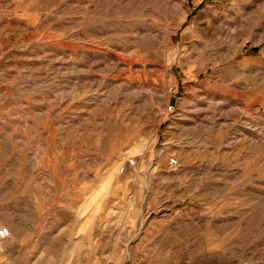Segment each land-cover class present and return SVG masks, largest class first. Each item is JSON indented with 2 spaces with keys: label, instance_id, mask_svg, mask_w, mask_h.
<instances>
[{
  "label": "rangeland",
  "instance_id": "obj_1",
  "mask_svg": "<svg viewBox=\"0 0 264 264\" xmlns=\"http://www.w3.org/2000/svg\"><path fill=\"white\" fill-rule=\"evenodd\" d=\"M1 228L0 264H264V0H0Z\"/></svg>",
  "mask_w": 264,
  "mask_h": 264
},
{
  "label": "built area",
  "instance_id": "obj_2",
  "mask_svg": "<svg viewBox=\"0 0 264 264\" xmlns=\"http://www.w3.org/2000/svg\"><path fill=\"white\" fill-rule=\"evenodd\" d=\"M168 167L173 169L177 166V161L175 158L173 157H170L168 159V163H167ZM135 172L136 171V163L133 159H128L126 160V162L124 163V165H122L120 168H119V172ZM9 239V233H8V230L5 229V228H1L0 229V249H1V246L2 244Z\"/></svg>",
  "mask_w": 264,
  "mask_h": 264
},
{
  "label": "crops",
  "instance_id": "obj_3",
  "mask_svg": "<svg viewBox=\"0 0 264 264\" xmlns=\"http://www.w3.org/2000/svg\"><path fill=\"white\" fill-rule=\"evenodd\" d=\"M101 255L102 256L101 257L99 256L94 261L95 263H92V264H98L100 262H104L105 261V255L103 253ZM56 262H57V264H71L72 263V261L70 260V258L66 255V253L65 254H62L61 257H59Z\"/></svg>",
  "mask_w": 264,
  "mask_h": 264
}]
</instances>
